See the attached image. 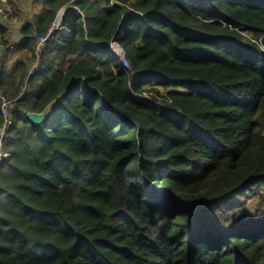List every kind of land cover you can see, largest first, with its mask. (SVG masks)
I'll use <instances>...</instances> for the list:
<instances>
[{
  "label": "trees",
  "instance_id": "1",
  "mask_svg": "<svg viewBox=\"0 0 264 264\" xmlns=\"http://www.w3.org/2000/svg\"><path fill=\"white\" fill-rule=\"evenodd\" d=\"M71 1L0 71V264H264V0Z\"/></svg>",
  "mask_w": 264,
  "mask_h": 264
},
{
  "label": "crops",
  "instance_id": "2",
  "mask_svg": "<svg viewBox=\"0 0 264 264\" xmlns=\"http://www.w3.org/2000/svg\"><path fill=\"white\" fill-rule=\"evenodd\" d=\"M0 6L9 13L7 18L0 14V34L6 42L14 44L13 48L0 45V71L6 69L7 79L11 78L13 71L19 69V61L23 60L30 74L34 62L36 63V60L33 61L36 58L34 52L37 51L38 42L43 35L39 34L37 39H32L28 48L19 46L25 38L24 27L27 24L34 25L46 10L45 0H0ZM118 47L122 48L120 45ZM83 56H88V50L70 56L66 63L75 62Z\"/></svg>",
  "mask_w": 264,
  "mask_h": 264
},
{
  "label": "built area",
  "instance_id": "3",
  "mask_svg": "<svg viewBox=\"0 0 264 264\" xmlns=\"http://www.w3.org/2000/svg\"><path fill=\"white\" fill-rule=\"evenodd\" d=\"M118 3H120V0H110L111 5H115ZM69 7H70V3L67 5H64L63 7L59 9L53 26L39 40L38 45H37V53L39 56V60L31 68L30 73H35L40 69L41 53L43 49L47 46L48 40L50 39V35L52 33H54L55 31H59L61 36L65 37V36L71 35L69 30L65 26H63V19ZM76 12L79 14H82V11L78 7H76ZM0 14L4 16L5 18L9 16V13L2 6H0ZM0 45L6 46L8 48L14 47V44H11L10 42H6L2 34H0ZM118 45L119 44L112 42L110 46L112 47L114 52H116L121 57V60L124 63V65L128 66V60L126 59V55L124 54L125 52L123 51L122 48L118 47ZM262 47L264 49V45H262ZM0 106H1L0 113L3 118V123L0 125V163H1L3 160L9 157V154L4 152V139L13 122L12 114L14 110L19 106V98L10 97L0 89Z\"/></svg>",
  "mask_w": 264,
  "mask_h": 264
},
{
  "label": "water",
  "instance_id": "4",
  "mask_svg": "<svg viewBox=\"0 0 264 264\" xmlns=\"http://www.w3.org/2000/svg\"><path fill=\"white\" fill-rule=\"evenodd\" d=\"M55 101L56 100H53L50 103H48L42 111H27V117L31 119L33 122L36 123L42 122L52 111Z\"/></svg>",
  "mask_w": 264,
  "mask_h": 264
},
{
  "label": "rangeland",
  "instance_id": "5",
  "mask_svg": "<svg viewBox=\"0 0 264 264\" xmlns=\"http://www.w3.org/2000/svg\"><path fill=\"white\" fill-rule=\"evenodd\" d=\"M57 17V16H56ZM130 53H131V51H129ZM36 60V63L38 62V60H39V56H38V53L36 54V58L33 60V61H35ZM41 61V60H40ZM34 65H35V62H34ZM152 86H154V84L152 85ZM253 209L256 207V201L253 203ZM252 209V208H251ZM250 209V210H251Z\"/></svg>",
  "mask_w": 264,
  "mask_h": 264
}]
</instances>
